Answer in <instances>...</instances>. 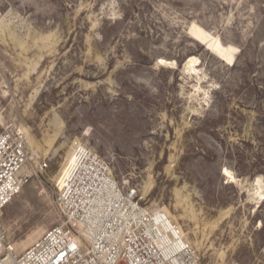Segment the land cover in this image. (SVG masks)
<instances>
[{"label":"rangeland","instance_id":"1","mask_svg":"<svg viewBox=\"0 0 264 264\" xmlns=\"http://www.w3.org/2000/svg\"><path fill=\"white\" fill-rule=\"evenodd\" d=\"M10 128L49 164L0 214L18 253L63 222L56 182L84 145L199 264H264V0H0Z\"/></svg>","mask_w":264,"mask_h":264},{"label":"built area","instance_id":"2","mask_svg":"<svg viewBox=\"0 0 264 264\" xmlns=\"http://www.w3.org/2000/svg\"><path fill=\"white\" fill-rule=\"evenodd\" d=\"M28 135L0 134V214L49 164L30 167ZM63 222L18 253L0 224V264H199L183 228L164 210L143 203L136 187L121 185L112 168L84 145L72 148L56 182Z\"/></svg>","mask_w":264,"mask_h":264},{"label":"bare ground","instance_id":"3","mask_svg":"<svg viewBox=\"0 0 264 264\" xmlns=\"http://www.w3.org/2000/svg\"><path fill=\"white\" fill-rule=\"evenodd\" d=\"M190 69V68H189ZM226 177H228L229 179H231V180H234V177H233V175H232V173H230L229 171H227V173H226ZM257 182H258V184H260V189H262L261 187V179L260 178H258L257 179ZM262 193V192H261ZM260 197L263 199L264 198V193H262L261 195H260Z\"/></svg>","mask_w":264,"mask_h":264}]
</instances>
